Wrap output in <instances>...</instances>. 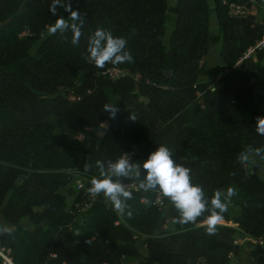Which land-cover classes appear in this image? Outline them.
I'll use <instances>...</instances> for the list:
<instances>
[{"label": "trees", "instance_id": "1", "mask_svg": "<svg viewBox=\"0 0 264 264\" xmlns=\"http://www.w3.org/2000/svg\"><path fill=\"white\" fill-rule=\"evenodd\" d=\"M222 1L70 0L85 17L73 45L70 30L47 31L58 16L69 15L62 7L53 15L52 0H0V212L11 224L22 218L32 224L0 235L15 264H124L128 258L141 264L143 257L154 264H196L199 256L207 264H231L230 255L244 251L234 243L239 237L262 241L252 244L258 249L253 264H264V177L249 165L254 159L264 166L254 154L264 148V135L256 132L257 118L264 117V48L235 66L264 34V7L256 8L258 15L231 18ZM169 17L173 28L165 37ZM97 28L124 37L133 62L100 69L86 59ZM217 43L220 61L208 67L202 60ZM109 67L127 73L112 80L102 74ZM105 104L117 107L115 118ZM161 144L190 169L209 208L216 191L236 189L215 235L201 226L210 212L195 223H177L169 199L162 210L152 204L154 190L131 191L130 216L119 218L102 199L78 216L69 214L80 193L62 169L77 167L99 178L97 161H115L133 146L140 152L132 161H144ZM250 151L243 162L241 153ZM143 175L120 180L138 185ZM144 195L148 203L141 202ZM165 220L172 224L159 233L142 230ZM134 231L142 237L139 248Z\"/></svg>", "mask_w": 264, "mask_h": 264}, {"label": "clouds", "instance_id": "2", "mask_svg": "<svg viewBox=\"0 0 264 264\" xmlns=\"http://www.w3.org/2000/svg\"><path fill=\"white\" fill-rule=\"evenodd\" d=\"M59 7L64 8L69 13L68 17L58 16L55 22L47 29L49 34L72 33L71 43L78 45L80 37L83 35L81 29L85 22V17L78 9H73L70 0H52L49 10L53 15L57 14ZM127 40L124 37L114 36L110 31L97 28L94 34L88 39L86 59L92 61L97 68L103 69L106 64L120 65L133 62V56L127 49ZM109 113L110 118H115L118 111L112 104H105L104 109ZM131 120H136L133 113ZM256 132L264 135V117H258L256 122ZM255 156L264 159V148L255 150ZM241 160L247 162L248 155L241 153ZM96 167L99 169V176L93 178L89 193L91 195L103 194L110 201L113 209L121 215H131L128 200L133 198L131 191L127 190L120 179L128 178L139 179L142 172L143 180L138 184V189L148 192L149 190H159L164 197L168 198L177 212L179 213L176 222L180 224L195 223L197 219L210 212L201 226L205 227L208 235H215L218 226L224 221V213L228 211L231 198L235 196L236 189L229 187L226 194L216 191L210 200L211 208L208 207L209 201L205 197L203 188L193 184L190 169L178 164L173 159V150L161 144L151 152L146 160L133 162L130 156H120L115 161L108 160L107 164L97 161ZM223 196V199H222ZM10 235L11 229L0 227V235Z\"/></svg>", "mask_w": 264, "mask_h": 264}, {"label": "built area", "instance_id": "3", "mask_svg": "<svg viewBox=\"0 0 264 264\" xmlns=\"http://www.w3.org/2000/svg\"><path fill=\"white\" fill-rule=\"evenodd\" d=\"M222 3L226 6V11L229 17L231 18H245L249 14H255V10L258 6H261L258 4L257 0H247L246 2L237 3V2H227L226 0H223ZM28 30H24L19 34V36H22L24 34H27ZM264 48V34L256 40L252 45L248 46L244 52L241 54V56L236 60L235 66H239L243 63L245 60H255L257 53L261 51ZM127 73L125 69H120L116 67H109L105 71L102 72V74H107L110 79L115 80L122 76H124ZM222 74H217L216 79L219 78ZM197 95L199 93L197 92ZM68 98L70 100H74L76 97L72 94H69ZM79 139H82V134H79L77 136ZM140 152V149L138 146H133L129 151L124 152L122 155H125L127 153L131 160L137 156ZM121 155V156H122ZM134 162V161H133ZM62 171L71 178L73 181V185L79 191L80 196L77 200H74L72 204L70 205L68 212L69 214L73 216H78L81 213L85 212L87 209H89L93 203L99 199L107 200L106 197L103 196V194L100 195H91L89 193V188L91 187V180L95 177L93 174L89 173L85 169L77 168V167H68L62 169ZM102 178V177H99ZM113 179H120L113 177ZM121 181V180H120ZM127 190L129 191H138V185H136L133 181H121ZM168 198L164 197L159 190H154V197L152 200V204L156 206L159 210H162L164 208ZM110 202V201H109ZM141 202L148 203L149 197L143 196L141 198ZM115 213L119 216L116 211ZM119 220L115 221V224H118ZM133 238L135 240L140 239L142 237L138 236L137 233L133 232ZM250 241H256L255 239L248 238ZM240 240L236 239L234 240V243H239ZM142 250L145 248V244L143 246L141 245ZM141 250V249H140ZM141 250V251H142ZM48 256L50 258L55 257V253L52 251V248L49 250ZM0 260L1 264H15V262L12 259L11 250L9 247L0 246ZM196 264H207V259L204 256H199L196 260Z\"/></svg>", "mask_w": 264, "mask_h": 264}, {"label": "rangeland", "instance_id": "4", "mask_svg": "<svg viewBox=\"0 0 264 264\" xmlns=\"http://www.w3.org/2000/svg\"><path fill=\"white\" fill-rule=\"evenodd\" d=\"M257 1H258V4H260L262 7H264V0H257ZM174 2H175V0H169L170 5H173ZM258 13H259V10L258 11L255 10V14L258 15ZM211 25L213 27H216V21L214 19L211 21ZM172 28H173V20L169 17L166 24H165V30H166L165 37L168 36V34L172 30ZM220 49H221L220 43L213 44L211 46L210 50L208 51L207 55L205 56V58L202 60V62H205L208 67L216 66L218 64V62L220 61ZM262 63L264 64V57H263ZM137 77H138V75H137ZM105 126H106V124H104L102 127H105ZM101 132L102 131H100L99 134H101ZM137 162H140L141 164L143 163V161H140V160ZM256 163L258 164L257 171H259L261 173V175L264 177V166L261 167L260 163L254 159H251L249 161V165L256 164ZM232 199H235V197L233 196ZM66 200H67V206H69L73 200V196H71V194L67 195ZM235 212H237V211H234L233 214ZM171 224H172V222L170 220H165L159 226H157L155 228H149V229L144 228L142 230L145 232L151 231L152 233H159L160 231H163L164 228L170 227ZM0 227H8L11 230L19 229L20 231H23V228H32V224L26 218H22L16 224H11L10 222H8L3 217V215L0 212ZM78 229L80 230L81 234L85 233V229L82 226H79ZM239 240L242 243L244 251L240 255H230V263L231 264H248V261H253V258L256 256L255 252H253L254 250L251 249V246H253V245H255L256 247L262 246L259 244L261 241H259V240L249 241L244 237H239ZM141 261H142L141 264H154V263H150V262L146 261L144 259V257L141 258ZM124 264H138V262L134 258L133 259L131 258V259L125 260Z\"/></svg>", "mask_w": 264, "mask_h": 264}, {"label": "crops", "instance_id": "5", "mask_svg": "<svg viewBox=\"0 0 264 264\" xmlns=\"http://www.w3.org/2000/svg\"><path fill=\"white\" fill-rule=\"evenodd\" d=\"M176 1V0H175ZM26 229H31V228H23V231L26 230ZM135 240V239H134ZM241 243V242H240ZM262 244V241L260 242ZM260 244V245H261ZM135 245L138 247L139 246V243L135 240ZM139 248V247H138ZM251 249L254 250L253 252H255L256 250H258L256 247H253L251 246ZM257 253V251L255 252ZM258 254V253H257ZM257 258V255L253 258V261H248V264H253L255 259ZM128 259H131V258H128ZM127 260V259H126Z\"/></svg>", "mask_w": 264, "mask_h": 264}, {"label": "water", "instance_id": "6", "mask_svg": "<svg viewBox=\"0 0 264 264\" xmlns=\"http://www.w3.org/2000/svg\"><path fill=\"white\" fill-rule=\"evenodd\" d=\"M252 151H250V152H248V153H246L247 155H249L250 153H251ZM88 164H92V156H89L88 157ZM257 166H258V164L256 163V164H253V172H256V170H257ZM20 178H17V180H19Z\"/></svg>", "mask_w": 264, "mask_h": 264}]
</instances>
